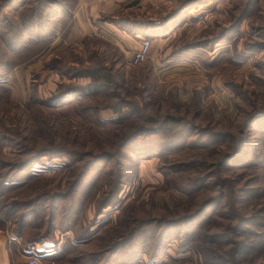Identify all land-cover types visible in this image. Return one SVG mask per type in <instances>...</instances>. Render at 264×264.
<instances>
[{
  "label": "rangeland",
  "instance_id": "obj_1",
  "mask_svg": "<svg viewBox=\"0 0 264 264\" xmlns=\"http://www.w3.org/2000/svg\"><path fill=\"white\" fill-rule=\"evenodd\" d=\"M76 2L0 0L10 264H264V0H143L134 65Z\"/></svg>",
  "mask_w": 264,
  "mask_h": 264
},
{
  "label": "crops",
  "instance_id": "obj_2",
  "mask_svg": "<svg viewBox=\"0 0 264 264\" xmlns=\"http://www.w3.org/2000/svg\"><path fill=\"white\" fill-rule=\"evenodd\" d=\"M143 0H78L71 6L74 30L70 32L71 38L81 39L84 36H96L121 46L125 52L131 51L138 41L139 33L131 39L121 28L116 18L126 14L131 19V10L139 8ZM151 1V0H144ZM146 12V11H145ZM131 26V21H129ZM122 26H126L125 24ZM129 30V29H127ZM129 33V32H128ZM131 33V30H130ZM6 238L0 231V264H10L7 253ZM11 255V254H10Z\"/></svg>",
  "mask_w": 264,
  "mask_h": 264
},
{
  "label": "built area",
  "instance_id": "obj_3",
  "mask_svg": "<svg viewBox=\"0 0 264 264\" xmlns=\"http://www.w3.org/2000/svg\"><path fill=\"white\" fill-rule=\"evenodd\" d=\"M149 46V39L146 36L138 37V44L129 54L126 62L129 65H134L144 60L147 55V48ZM26 264H41L37 256H29L26 258Z\"/></svg>",
  "mask_w": 264,
  "mask_h": 264
},
{
  "label": "trees",
  "instance_id": "obj_4",
  "mask_svg": "<svg viewBox=\"0 0 264 264\" xmlns=\"http://www.w3.org/2000/svg\"><path fill=\"white\" fill-rule=\"evenodd\" d=\"M28 162H29V161H25L23 164L19 165V168L27 167V164L30 163V162H29V163H28ZM31 162H32V161H31ZM15 175H16V174H14V176H15ZM3 212H4V211H3ZM4 217H5V220H8L6 214H4ZM3 223H5V222H3ZM23 223H24V222H22V224H19V225L16 227L15 230H16L17 232H19V231L21 230V233H23V230H22V229H24V227H25L26 225H28L27 222L24 223V224H23ZM23 225H24V226H23ZM2 226H3V224H2L0 227H2ZM116 248H117V247H116Z\"/></svg>",
  "mask_w": 264,
  "mask_h": 264
}]
</instances>
